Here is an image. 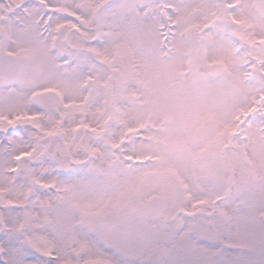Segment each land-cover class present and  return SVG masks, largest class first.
<instances>
[{
	"label": "snow or ice",
	"instance_id": "6c2138e0",
	"mask_svg": "<svg viewBox=\"0 0 264 264\" xmlns=\"http://www.w3.org/2000/svg\"><path fill=\"white\" fill-rule=\"evenodd\" d=\"M0 264H264V0H0Z\"/></svg>",
	"mask_w": 264,
	"mask_h": 264
}]
</instances>
